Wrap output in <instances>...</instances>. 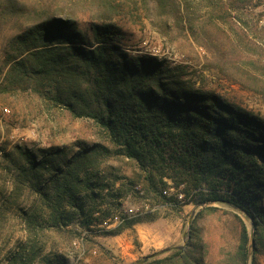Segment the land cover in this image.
I'll use <instances>...</instances> for the list:
<instances>
[{
  "label": "trees",
  "instance_id": "16d2710c",
  "mask_svg": "<svg viewBox=\"0 0 264 264\" xmlns=\"http://www.w3.org/2000/svg\"><path fill=\"white\" fill-rule=\"evenodd\" d=\"M194 1L224 12L222 19H227L228 9L241 10L244 3H143L192 31L197 20ZM121 5L117 0H65L63 6L47 10L42 0L33 5L0 0V23L12 20L14 28L0 65V94L35 95L98 128L96 142L70 158H61L59 149L38 155L19 146V158L5 155L12 161L17 189L37 197L36 205L24 213L27 233L57 235L67 243L76 225L88 231L102 226L105 235H119L142 221L139 214H123V201L143 192L173 207L228 204L253 220L256 241L264 239V119L197 87L183 65L125 51L117 44L122 27L114 22ZM94 8L100 15L93 17L88 34L79 26V13ZM122 164L135 170L133 178L126 176ZM169 188L183 193L184 200L177 193L165 195ZM248 242L243 223L237 253L242 264H248ZM41 243L23 245L30 252L16 254L11 264H68L52 254L51 242L46 243L49 252ZM205 256L201 238L192 233L186 249L152 262L204 264ZM251 264H257L256 257Z\"/></svg>",
  "mask_w": 264,
  "mask_h": 264
},
{
  "label": "rangeland",
  "instance_id": "374dc122",
  "mask_svg": "<svg viewBox=\"0 0 264 264\" xmlns=\"http://www.w3.org/2000/svg\"><path fill=\"white\" fill-rule=\"evenodd\" d=\"M20 1L27 5L35 2ZM64 1L42 0L47 10L63 6ZM117 2L122 4L121 15L114 19L122 27L117 44L125 51L155 56L174 66L183 65L197 87L214 91L264 119V0H244L243 9L227 10V19L221 18L224 12H214L208 2L194 1L197 20L192 31L189 26L185 30L176 26L173 18L158 16L149 2ZM98 14L96 8L79 13L80 28L90 34L89 27ZM8 20L0 23V65L5 45L14 33L13 21ZM49 105L29 93L0 94V264H11L16 254H28L30 249L22 247L33 241L42 242L48 252L51 245L46 247V243L51 242L52 254H58L68 264H137L169 248L185 246L186 249L192 233L201 238L206 252L204 264H242L237 253L243 223L249 232L248 264L253 257L257 264H264V239L256 241L253 220L240 210L222 203L173 207L157 203L143 192L123 201V214H139L143 216L142 221L119 235H105L102 226L88 231L76 225L71 243L57 235L31 236L26 231L24 213L36 205L37 197L28 189H17L15 173L10 172L12 161L5 155L19 158L16 152L19 146L38 155L46 149H59L61 158H70L98 137V128L93 122L75 119ZM122 166L126 176H135L132 167ZM167 191V196L176 194L173 188ZM210 206L218 210H204ZM171 252L151 258L145 264H154L153 260Z\"/></svg>",
  "mask_w": 264,
  "mask_h": 264
},
{
  "label": "water",
  "instance_id": "95a60500",
  "mask_svg": "<svg viewBox=\"0 0 264 264\" xmlns=\"http://www.w3.org/2000/svg\"><path fill=\"white\" fill-rule=\"evenodd\" d=\"M252 237V244L254 243V240H253V235L251 236ZM185 249V246H176V247H173V248H169V249H166V250H163L159 253H156L154 255H151L149 257H146L144 258L141 262L137 263V264H145L149 259L151 258H155V257H158L160 255H163L164 253H168L170 251H176V250H184Z\"/></svg>",
  "mask_w": 264,
  "mask_h": 264
},
{
  "label": "built area",
  "instance_id": "2783aa9c",
  "mask_svg": "<svg viewBox=\"0 0 264 264\" xmlns=\"http://www.w3.org/2000/svg\"><path fill=\"white\" fill-rule=\"evenodd\" d=\"M176 193H177L178 200L183 201L184 200L183 193H179V192H176ZM165 195H169V192L168 191H165Z\"/></svg>",
  "mask_w": 264,
  "mask_h": 264
}]
</instances>
